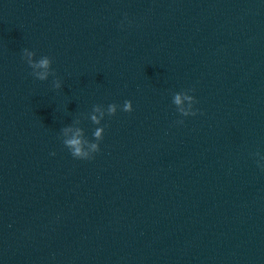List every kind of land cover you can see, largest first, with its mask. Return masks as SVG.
<instances>
[{"label": "water", "instance_id": "1", "mask_svg": "<svg viewBox=\"0 0 264 264\" xmlns=\"http://www.w3.org/2000/svg\"><path fill=\"white\" fill-rule=\"evenodd\" d=\"M0 264H264V0H0Z\"/></svg>", "mask_w": 264, "mask_h": 264}, {"label": "clouds", "instance_id": "2", "mask_svg": "<svg viewBox=\"0 0 264 264\" xmlns=\"http://www.w3.org/2000/svg\"><path fill=\"white\" fill-rule=\"evenodd\" d=\"M36 53L33 50H29L28 48L23 49V59L27 62V64L32 69V75L39 80H47L50 74H54V70L51 68L52 59L51 57L44 55L40 57L38 60L34 59ZM42 69V71H40ZM53 87L56 89L61 88V80L56 78L53 80ZM193 91V89L186 90L182 93H175L173 96V103L175 105H181L182 103V95L183 99H186L190 102H196L195 97L193 95H188V92ZM118 105L116 103H110L107 106V115L112 116L115 115L117 111ZM122 110L125 112H131L133 110V105L131 100H125L122 105ZM196 111L194 110L192 103L189 104L187 109L179 108L178 112L183 116L196 115ZM93 114L90 119L94 124H100L101 119L98 118L94 113L100 112V117H104L105 113L101 111L100 104L93 105L92 107ZM179 123H183V121H178ZM71 126L64 127L61 129V132L65 134L63 138V144L69 149L72 156L79 159H91L93 154L100 150L99 141L103 139L104 127H98L93 132V136L95 138V142H89L82 138L83 130L77 128L73 135L69 138L67 137V133L71 132ZM87 145V147H86ZM54 154V153H53ZM259 155V153H256Z\"/></svg>", "mask_w": 264, "mask_h": 264}]
</instances>
